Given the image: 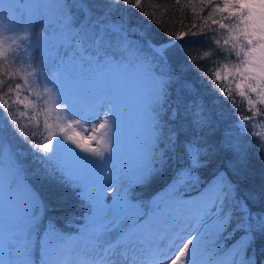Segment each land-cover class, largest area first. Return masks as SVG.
Masks as SVG:
<instances>
[{
  "label": "snow or ice",
  "instance_id": "6c2138e0",
  "mask_svg": "<svg viewBox=\"0 0 264 264\" xmlns=\"http://www.w3.org/2000/svg\"><path fill=\"white\" fill-rule=\"evenodd\" d=\"M206 3L219 14L217 19L210 13L209 19L223 30L221 51L227 53L224 75L217 69L215 79H231L253 113L239 118L235 133L218 128L214 112L187 79L188 67L177 51L185 34L172 36L162 22L153 21L156 30L150 24L138 33L133 54L131 46L123 50L125 60L77 63L76 36L92 24L86 0H66L55 21L46 6L26 5L24 0L0 7V35L17 33L25 23V33L33 22L42 28L35 39L28 35L0 39V160L15 161L3 167L6 205L33 208L29 223L35 221L41 202L31 187L19 183L20 173L28 171L24 161L31 155L40 165L33 171L38 180L65 188L89 212L88 223L75 237L55 229L36 241L32 228L11 234L4 240L10 257L5 264H69V251L77 257L71 264H195L194 251L204 255L203 264H256L249 249L257 233L264 235V179L258 185L251 182L243 137L247 121L264 114V108L256 107L264 106V0ZM135 7L141 8V0ZM106 31L126 28L122 22L113 23ZM96 33L103 44V36ZM53 37L59 42V50L52 49L54 59L45 55ZM66 37H72L70 51L64 50ZM215 43L220 45L221 40ZM33 49L41 52L39 63L31 55ZM17 78L20 82L12 83ZM120 78L147 85L141 162L131 173L128 167L110 163L118 156V130L123 124L122 97L110 85ZM13 105L44 117L43 147L32 142L35 132L25 135L18 126ZM259 150L264 162V141ZM157 178L165 179L168 195L150 207L134 203L132 186ZM188 189L195 190L194 198H185Z\"/></svg>",
  "mask_w": 264,
  "mask_h": 264
},
{
  "label": "trees",
  "instance_id": "16d2710c",
  "mask_svg": "<svg viewBox=\"0 0 264 264\" xmlns=\"http://www.w3.org/2000/svg\"><path fill=\"white\" fill-rule=\"evenodd\" d=\"M86 3L91 9L92 24L76 37L81 41V48L94 61L125 60L123 50L131 46L132 52L129 54H133L138 33L148 28L150 24L155 31L153 21L162 22L164 29L172 36L185 34L184 41L181 42L182 47L177 51L181 62L188 67L187 79L193 84L196 92L205 98L207 106L214 112L218 128L221 131L232 130L235 133V125L239 118L253 115L249 111L250 106L247 101L236 92L231 79L220 81L215 79L214 73L217 69L221 70L222 76L224 75L223 57L227 53L221 51L223 30L211 23L209 14L213 13V10L207 5L206 0L204 3L201 0H179V4L176 0H141L140 9L135 7L136 0H127V3L123 0L119 3H113V0H86ZM212 3L219 4L221 0H212ZM142 12L148 13L152 19L142 15ZM76 15L79 18V11ZM213 18L218 19L219 14L213 13ZM121 22L125 25V32L106 31L108 25ZM96 31L103 36V44L97 40ZM216 39L221 40L220 45L215 43ZM16 82H20L18 78L12 81V83ZM24 95L22 91L21 97L23 98ZM261 106L256 107L261 109ZM13 107L17 112L18 126L23 128L25 135L35 132L32 142L40 143L43 147L46 135V130L43 129L44 117L35 116L30 108L23 105H13ZM172 107H175L174 103ZM21 112L24 113L23 116L20 115ZM247 124L249 127L246 129L247 135L243 137V142L249 155L251 182L258 185L264 179V162L261 160L259 150V142L264 141V131H262L264 114L254 116L252 120L247 121ZM21 146L27 147V145ZM5 161L7 168L15 162L10 159ZM24 164L28 171L20 173L19 183L22 188L31 187L37 194L38 201L41 202L43 224L60 234L78 235L87 224L88 206L82 204L75 195L60 185L38 180L33 171L40 165L33 162L31 155L25 159ZM164 184V178H157L152 183L144 185L141 190L149 192L148 201L153 199L159 201L168 195L163 187ZM133 194L132 191V197ZM249 253L255 256L256 264H264V235L256 234Z\"/></svg>",
  "mask_w": 264,
  "mask_h": 264
},
{
  "label": "rangeland",
  "instance_id": "374dc122",
  "mask_svg": "<svg viewBox=\"0 0 264 264\" xmlns=\"http://www.w3.org/2000/svg\"><path fill=\"white\" fill-rule=\"evenodd\" d=\"M19 0H0V7L5 4H14L18 3ZM26 5H43L46 6V10L51 14L53 21L56 19V14L59 10V6L63 5L65 2L64 0H24ZM27 20V16H25V21ZM27 24H23L21 26V30L17 33L4 31L2 35H0V39H3L5 36H14V35H28L35 39L37 36L42 34L41 27H35V23L33 22V26L29 28V31L25 33L22 30V27H26ZM35 34V35H34ZM51 39V37H49ZM83 39V38H82ZM72 37H66L62 42L65 44V51H70L68 45L71 43ZM76 40L80 44L79 52L80 56L77 59V63L82 62H96L94 61L88 53H86L81 48V41L79 38L76 37ZM11 43V41H9ZM25 43H28L27 41ZM115 43V41H114ZM7 46V45H6ZM48 51L45 52V55H50L51 58H55L56 52L52 50L53 48L59 50V42H57L56 38L53 37L51 43L47 45ZM20 51H23V47H21ZM32 56L36 57L37 63H39L41 52L36 51L35 49L32 50ZM63 54L61 53V56ZM90 57V58H89ZM28 57H25L27 60ZM111 60V59H106ZM104 60V61H106ZM104 61H100L103 63ZM27 66V65H25ZM73 83L72 77L70 75L68 86L71 87ZM110 88H115L118 90L122 97V111H123V124L122 127L118 130V156L115 161L110 162L113 166H125L128 167L129 172H134L136 167L141 162L138 156L139 146L143 139V125H142V107H143V96L144 92L146 91L147 85L129 80L127 78H120L114 80ZM263 108V106H261ZM53 116L56 113L52 114ZM80 132L81 136H85V130L81 128L76 129ZM261 130V129H260ZM264 131V129H262ZM264 138V132H263ZM95 146V145H94ZM59 148V145H58ZM78 151V150H77ZM6 161L0 160V264H5V261L9 260L8 255V248L7 246L4 248V240L7 242L8 238L13 233H19L20 230L27 231L29 228H32V238L33 241H36L38 236H43V234L50 230L48 226L44 225L42 222V208L41 205L39 206L38 212H36V219L32 221L31 224L29 220L31 219L32 213L34 211L33 208L28 207L27 211H25V207L23 204H20L17 207L9 208L6 205L4 196H3V167L7 168L5 165ZM144 186V185H143ZM141 185H133V202L136 203L138 206H151L152 203H155L154 199L152 201H148L149 192L143 191L144 187ZM22 187V186H21ZM195 190L188 189L185 198H194ZM108 206L111 207V201L107 202ZM89 220V218H88ZM88 223V221H87ZM142 223V222H141ZM60 234V233H58ZM69 237H75L77 235H65ZM108 239H111V234H108ZM211 251H216V249L211 248ZM223 247V244H221ZM250 256H253L249 253ZM82 258V257H81ZM67 259L69 264L72 261H75L77 257L69 251L67 254ZM193 259L195 264H203L205 259L204 255L200 251L193 252Z\"/></svg>",
  "mask_w": 264,
  "mask_h": 264
}]
</instances>
